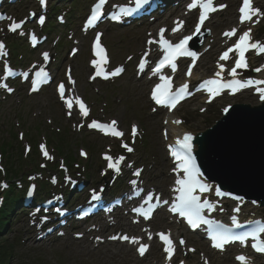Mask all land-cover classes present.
Masks as SVG:
<instances>
[{
	"label": "snow or ice",
	"instance_id": "1",
	"mask_svg": "<svg viewBox=\"0 0 264 264\" xmlns=\"http://www.w3.org/2000/svg\"><path fill=\"white\" fill-rule=\"evenodd\" d=\"M41 4H46V0H40ZM107 0H99L98 3H96L92 9L91 16L87 21V25L93 26L95 22H97L103 15V7L105 6ZM148 3V0H137V4H146ZM200 8L201 12L199 15V22L195 29V34H198L201 30V26L204 24V21L208 18V15L210 12L217 11V8L214 6V0H192V3L188 5L189 10ZM221 8L226 7L225 5H220ZM122 11H128L127 9H124ZM241 16H240V23L245 22H251L253 16L261 14L259 8H253L252 6V0H242V7L239 9ZM33 15H35L33 13ZM6 17L0 16V20L5 19ZM114 19H118V16H114ZM10 19V18H9ZM39 22L41 24L44 23V17L41 16ZM258 22V21H257ZM182 24V22H180ZM21 23L13 22L9 26V30L15 32L17 29L21 28ZM177 29H173L175 32ZM163 32L164 30H161V43L164 50L163 57L158 61L156 67L152 70L153 74L160 73L162 69L170 65L172 70H176V64L173 63L178 56L181 55H187L192 56L193 58L196 57V53L191 52L187 49V44L190 40L193 39V36H185L183 39L180 40L179 43L173 44L167 39L163 38ZM237 29H232L229 32H226L225 35L228 37H232L236 35ZM250 33L251 29L249 28L248 31L243 32L242 35L239 36L238 42L234 45V47L229 48L227 51H225L220 59L221 60H228L229 53L233 52L234 49L239 50V58L235 61V66L230 69L231 75L235 77L237 75V69H246L248 67V63L245 57V52L251 48L258 49L259 53H264V45H261L259 42L251 43L250 41ZM102 34L98 33L95 39V55L100 58V61H105V49L101 46L100 43V36ZM32 40L35 42L36 37L33 35ZM149 43H152V41H149ZM7 55L5 51V45L0 42V57H3ZM44 60L47 61L49 59V54L45 52L43 54ZM93 65L97 69L95 72V75L91 77V79H96L97 76H103V78L107 79L110 76H117L122 71L123 68H117L115 71L111 73H106L103 68L101 67L100 62L93 60ZM145 67L144 61H142L139 65V68L141 71H143ZM221 72L224 70V66L220 65ZM256 71H261L262 69L257 68ZM5 71L7 75H13V71L10 67L6 66ZM221 72H217L215 76L217 78L221 77ZM187 75H191V67L188 70ZM25 78H27V73L24 74ZM35 80L33 81V91L38 90V86L42 84L47 78L48 73L41 68L39 71L35 73ZM70 78V77H69ZM162 83H159L155 86V88L152 91V99L155 101L157 105L161 106H167L171 109H174L176 105L180 102L181 99L185 98L187 95H190L188 88L189 85L187 83L181 85L179 88L176 89V91H172L173 85H172V79L171 77L167 76H161L160 77ZM253 85H264V80H231V81H224L222 82L221 79H209L205 80L201 85L200 88L207 89V91L211 94L212 97H215L219 95L224 89H231L233 93L236 91L250 87ZM0 87H7L6 84L0 85ZM199 90V89H198ZM11 91V89H9ZM257 91L261 95V99H264V87L257 88ZM58 92L61 97V99L65 100V103L67 105V108L69 109V115H71V109L73 107V101L71 99L65 98V86L64 84H60L58 86ZM76 103L79 105V111L83 116H87L89 114V110L86 107L85 103L82 99L77 98ZM155 111V109H154ZM227 111V109H225ZM176 124L181 123V121H173ZM116 121H112L111 125L106 124H100L98 122H93L91 125H89L92 128H98L101 130H107L110 132L111 135L116 137H122L124 135L123 132L118 131L114 126L116 125ZM132 134L135 136L137 134V128L134 125L132 129ZM165 136H167V132H165ZM194 137L191 133H185L182 137H178L175 141L174 145H169L170 154L172 157L175 158L176 167L173 169V171L177 172L179 175L180 172L184 173V175L176 180V184L178 187L175 189L179 193V196L177 198V202L172 206L171 211L179 213L181 216L186 217L188 223L193 227L196 228L200 223L213 225L216 224L215 221L208 220L203 215V210L205 208L213 209L214 205L208 202L207 200L201 202L200 195L197 194V191L199 190L200 193L209 191V187L207 184L203 183L200 179L202 173L200 172L199 167L196 165L194 157L192 155L193 152V141ZM129 152H132L133 149L131 147H128L126 144L123 145ZM42 150L44 149V146H41ZM44 156L49 157V154L46 150L43 151ZM82 155H86L85 153H82ZM105 159L109 161L108 167L110 169H114L117 173L120 171L119 169V163L123 161L125 158L123 156L119 157L115 162H113V158L110 156H106ZM135 175L139 176L140 171H136ZM133 184H135V181H132ZM217 195H224V193L220 192L218 189L216 190ZM31 195V192L29 193ZM97 197L94 196L93 199H96ZM152 197L149 196L145 203H149V208L145 210L143 207L134 209V211L141 213L145 216V218H150V214L154 209V205L150 204ZM159 203V197H157V204ZM164 203H167V201H164ZM234 211L239 212L240 209L236 208ZM232 223L235 228H241L243 227L237 217H232ZM257 227L245 231L236 233L232 230V228H228L222 224L216 225V230L214 231V234L212 236V239L214 241L213 246L217 249H224L225 244L231 242V241H246L249 237H252L256 243L252 244V247L261 253H264V239H261L260 234L264 233V224L260 222H256ZM160 239L165 243L166 247L164 248V251L168 254V259H171L172 255L174 254V244L173 241L170 239L169 235H166L164 233H160ZM151 238V237H149ZM111 239H123V240H131L133 243H138L136 238H130L127 235L123 237H111ZM181 244L184 243L183 240L180 241ZM149 246L148 245H141L138 248V252L141 256L145 254V251L147 250ZM237 260L241 261V264H246L247 258L243 255L238 256Z\"/></svg>",
	"mask_w": 264,
	"mask_h": 264
},
{
	"label": "rangeland",
	"instance_id": "2",
	"mask_svg": "<svg viewBox=\"0 0 264 264\" xmlns=\"http://www.w3.org/2000/svg\"><path fill=\"white\" fill-rule=\"evenodd\" d=\"M119 37L121 35H108V39L111 41L113 48H117L114 46V43L118 41ZM125 47L126 45H122V48ZM63 53L64 51L60 50L59 54L62 57H64ZM86 56V49L84 50L83 48V51L73 63L76 72H78L79 81L81 82V92L84 87L82 84H84L85 73L87 72L85 64ZM121 85H101L99 91L94 90L90 86L91 88L83 91L92 102H95L97 109L106 105L107 102V113L110 111L111 115L120 114L123 124L127 125L136 120L141 126L146 128V141L150 147L149 152L156 155L159 159V166L157 165V169L150 167L149 174L155 182L165 185L167 183V177L165 176L164 165L167 163V157L160 134L159 126L161 120L159 121L157 118L149 119L146 89L142 81H128L127 87ZM116 93L118 95L122 93L121 95L125 96L126 99H123L121 103H117V97L114 98V94ZM54 96V93L51 91L44 95L31 97L25 96L24 94L7 101L6 105L0 107V139L5 141L9 140L11 143L13 142L14 147L16 143L22 146V141L18 138V131L21 129L28 140L33 141V137L36 135H38V141L44 136L48 137L51 146H61L64 152L63 156H78L79 148H89L93 156L91 160H88V164L91 165V172L95 174L99 170V154L107 143L103 142L104 140L102 139L94 138L92 135L84 134V131L75 132L72 129V122L63 115L62 109ZM97 99H99V102ZM124 106L127 107L125 113ZM192 108H194L193 105L185 106L184 111L182 110L181 112L183 114L188 113V110L193 111ZM215 110L216 106L211 112ZM220 111L221 108L219 110L218 107L216 113L211 116L213 118L217 117ZM193 116H196L191 119L194 122L192 125L195 126L208 120V117L197 116V114ZM206 118L207 120H204ZM13 133L17 134L16 140L12 138ZM14 152L16 154L18 153V151ZM25 229L22 228L18 234L16 228L15 234L14 231H11L7 235L8 242L15 243V248L12 253L13 258L9 259V264H127L126 257L132 254L127 252L124 254V257H120L119 255L110 256L111 251H115L116 249H111V247L107 246H101L97 249H91L89 246L84 248L82 244L70 242H67V246L61 248H45L32 242L20 244L15 239L16 237H24Z\"/></svg>",
	"mask_w": 264,
	"mask_h": 264
},
{
	"label": "bare ground",
	"instance_id": "3",
	"mask_svg": "<svg viewBox=\"0 0 264 264\" xmlns=\"http://www.w3.org/2000/svg\"><path fill=\"white\" fill-rule=\"evenodd\" d=\"M220 20H223V18H221ZM170 127L173 129V130H177V129H183L182 131H185V126H178V127H174V126H172V125H170Z\"/></svg>",
	"mask_w": 264,
	"mask_h": 264
},
{
	"label": "water",
	"instance_id": "4",
	"mask_svg": "<svg viewBox=\"0 0 264 264\" xmlns=\"http://www.w3.org/2000/svg\"><path fill=\"white\" fill-rule=\"evenodd\" d=\"M219 153H221L220 151H218ZM212 156V155H211ZM207 157L209 158L210 157V155H207Z\"/></svg>",
	"mask_w": 264,
	"mask_h": 264
}]
</instances>
